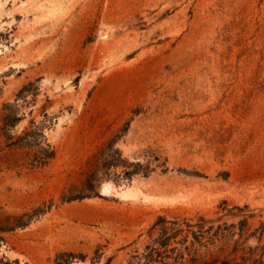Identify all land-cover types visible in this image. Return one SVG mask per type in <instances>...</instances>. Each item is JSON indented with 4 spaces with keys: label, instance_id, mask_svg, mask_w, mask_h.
Returning <instances> with one entry per match:
<instances>
[{
    "label": "rangeland",
    "instance_id": "374dc122",
    "mask_svg": "<svg viewBox=\"0 0 264 264\" xmlns=\"http://www.w3.org/2000/svg\"><path fill=\"white\" fill-rule=\"evenodd\" d=\"M149 245L264 264V0H0V264Z\"/></svg>",
    "mask_w": 264,
    "mask_h": 264
},
{
    "label": "trees",
    "instance_id": "16d2710c",
    "mask_svg": "<svg viewBox=\"0 0 264 264\" xmlns=\"http://www.w3.org/2000/svg\"><path fill=\"white\" fill-rule=\"evenodd\" d=\"M167 237L168 236H166V234H165V236L161 239L162 241H159V243L161 245L167 244V241H166L168 239ZM158 251H159V249L157 248V246L149 245L147 251L144 253L145 259H146V261L144 263L147 264L149 262V260H151L153 258V253L158 252ZM193 262H195V261H193ZM210 263L211 264H217L215 261L214 262L213 261H209V262L204 261V264H210Z\"/></svg>",
    "mask_w": 264,
    "mask_h": 264
},
{
    "label": "bare ground",
    "instance_id": "6f19581e",
    "mask_svg": "<svg viewBox=\"0 0 264 264\" xmlns=\"http://www.w3.org/2000/svg\"><path fill=\"white\" fill-rule=\"evenodd\" d=\"M111 184L106 182L102 185L100 193H108L110 191Z\"/></svg>",
    "mask_w": 264,
    "mask_h": 264
}]
</instances>
